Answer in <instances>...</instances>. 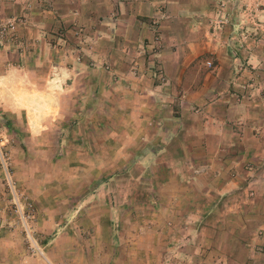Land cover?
I'll list each match as a JSON object with an SVG mask.
<instances>
[{
    "label": "crops",
    "instance_id": "0c3cea01",
    "mask_svg": "<svg viewBox=\"0 0 264 264\" xmlns=\"http://www.w3.org/2000/svg\"><path fill=\"white\" fill-rule=\"evenodd\" d=\"M209 1L49 0L51 8L37 7L38 21H30L36 0H0V14L19 8L29 28L45 23L42 15L50 13L54 23L79 30L86 56L50 72L55 82L39 90L34 103L21 97L18 104L13 94L6 99L7 107L24 111L34 132L39 125L54 126L60 151L70 147L77 158L69 171L104 176L97 187L104 198L79 196L70 215L90 205L101 208L93 220L122 222L128 211L146 204L156 221L153 204L166 202L172 207L167 220L184 221L182 229L214 223V233L222 236L249 229L251 211L237 206L243 191L264 189V101L251 88L239 92L241 56L231 49L232 37H212ZM140 171L166 173V181L155 179L156 187H170L182 176V187L196 196L109 193L121 174ZM262 196L256 198L264 204ZM254 215L263 219L264 211ZM153 229V237L163 236Z\"/></svg>",
    "mask_w": 264,
    "mask_h": 264
},
{
    "label": "rangeland",
    "instance_id": "374dc122",
    "mask_svg": "<svg viewBox=\"0 0 264 264\" xmlns=\"http://www.w3.org/2000/svg\"><path fill=\"white\" fill-rule=\"evenodd\" d=\"M47 1L36 0L30 21H38L37 7L51 8ZM209 4L212 37L221 42L222 35L232 37L236 43L231 49L241 56L236 64L239 92L251 88L264 101V0H210ZM49 15H42L45 23L34 22L29 28L28 15L19 8L0 14V264H264V217L254 215L264 211L261 197L256 198L264 195L262 188L243 191L237 206L251 211L249 229L227 231L226 236L214 233V223L206 229H182L184 221L167 220L171 204L161 201L153 204L159 212L153 216L156 221H151L146 204L128 211L122 222L93 220L101 208L90 205H79L70 215L75 198H104V190L97 188L104 176L69 171L77 158L70 147L60 151L54 126L39 125L40 131L34 132L25 125L24 111L7 107L6 101L13 94L18 104L21 97L34 103L37 92L51 86L50 72L59 64L68 67L75 56H86L77 38L79 30L54 23ZM9 22L15 30L1 32ZM155 179L166 181L167 174L124 173L113 180L115 189L109 193L164 200L179 199L187 192L196 196L197 192L182 187V176L170 187H156ZM153 226L163 232L162 237L152 236Z\"/></svg>",
    "mask_w": 264,
    "mask_h": 264
},
{
    "label": "built area",
    "instance_id": "2783aa9c",
    "mask_svg": "<svg viewBox=\"0 0 264 264\" xmlns=\"http://www.w3.org/2000/svg\"><path fill=\"white\" fill-rule=\"evenodd\" d=\"M15 24L13 22H9L7 24H3L2 28H1V32H6V31H13L15 30ZM160 73L162 74V71H160ZM161 80H164L163 75L160 77Z\"/></svg>",
    "mask_w": 264,
    "mask_h": 264
}]
</instances>
